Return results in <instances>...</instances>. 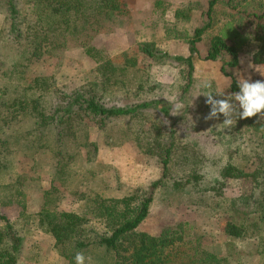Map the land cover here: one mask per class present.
<instances>
[{
    "label": "rangeland",
    "instance_id": "rangeland-1",
    "mask_svg": "<svg viewBox=\"0 0 264 264\" xmlns=\"http://www.w3.org/2000/svg\"><path fill=\"white\" fill-rule=\"evenodd\" d=\"M14 1L20 15L33 11L27 0ZM118 1L122 12H97L74 32L65 34L62 47L29 63L20 62L22 72L10 74L12 59L19 61V57L5 47L8 12L5 0H0V212L22 238L17 264H75V258L69 261L60 253L52 235L39 223L44 209L74 211L93 218L90 210L95 197L121 198L138 188L147 189L161 177L158 158L142 151L154 134L141 128L147 131L152 123L160 127L163 141H168L174 128L175 153L170 175L155 189L149 214L138 230L158 236L185 223L186 233L196 234L202 249L215 254L219 264H264L263 155L237 119V109L230 127L223 125V114H218L219 119L205 120L211 106L202 95L210 91L214 99L237 103L229 92L230 78L221 71L222 60L228 56L206 58L209 39L230 19L254 21L246 15L263 11L264 0L219 1L212 27L196 44L192 83L185 91L186 66L172 56L189 55L193 31L207 19L206 0ZM28 20L31 22L30 16ZM253 26L259 27L247 23L238 65L229 69L239 83L245 79L264 82V61H255L260 57L261 42ZM140 43H149L160 51L158 56L166 53L171 58L152 60L139 49ZM88 47L96 49L94 58L87 54ZM106 61H111V67L103 69ZM37 77L48 78L46 91L35 89ZM87 86L102 91L109 104L160 103L130 121L120 118L102 130L93 124L85 129L76 126L77 145L63 153L71 157L65 170H60L64 162L55 153L54 129L38 128L28 103L39 97L41 106L48 110L61 91ZM15 98L26 104L25 109L19 111L17 105L10 104ZM93 145L97 151L87 153ZM229 163L246 175L225 178L222 171ZM192 173L199 174V180L186 183ZM228 220L243 225L244 235L228 236L223 228ZM90 224L95 226L91 235L104 231L102 224ZM83 250L85 264L105 263L102 249Z\"/></svg>",
    "mask_w": 264,
    "mask_h": 264
},
{
    "label": "trees",
    "instance_id": "trees-1",
    "mask_svg": "<svg viewBox=\"0 0 264 264\" xmlns=\"http://www.w3.org/2000/svg\"><path fill=\"white\" fill-rule=\"evenodd\" d=\"M27 1L33 8L30 15L26 13L20 15L17 3L14 0H5L9 31L6 32L5 38L7 39L4 44L6 48L13 49L14 54L16 53L19 57V61L12 59L14 69L9 70L10 74L11 72L15 74L22 72L20 62L29 63L34 57L42 56L56 47H62L63 36L77 26L87 23L97 12L108 9L112 12L123 10L118 0ZM219 1L206 0L205 16L207 19L202 26L194 29L189 40V55L186 57L172 56L175 61L186 66L184 91L188 90L192 83L193 54L196 52V44L212 27L215 8ZM231 1L226 0L227 3ZM241 16H244V12ZM246 16L248 18L252 16L254 21L249 19L245 22L239 19L236 22H233V19L226 21L225 25L210 37L207 48L206 58L208 59L215 60L219 56H228V59L223 58L222 60L221 71L230 78L229 92L231 94L239 92V82L229 72V69L238 65V52L247 38V23L259 25L256 29L253 26L261 42L257 52L260 57L257 56L255 61H264V10L259 13L248 12ZM139 49L152 60H160L164 56L171 58L166 53L158 56L157 54H161L160 51L149 43H140ZM86 51L93 58L97 52L93 47H88ZM110 63L111 61H106V66L101 65L99 68L102 66L103 69L110 68L111 65H108ZM46 79L48 78L37 77L34 81L35 89L46 91L48 86ZM159 103L160 101L156 100L143 101L134 105L109 104L104 100L102 91L87 86L70 92L61 91L58 96H55V103L54 105L52 103L48 110L41 106L39 97L31 99L28 104L38 120V128L48 126L54 129L55 153L64 162L60 170H65L69 161L67 158L71 155L63 153L68 152L71 145H77L74 139L77 134L76 126L85 129L87 124H93L96 125V129L102 130L120 118L130 121L138 117L140 112L145 113L144 110L153 105L158 106ZM10 104L17 105L19 111L26 107V104H22L19 98H15ZM236 109L239 113V107ZM161 111L168 114L166 107L161 106ZM237 119L241 125L245 126V131L251 135L250 140L255 143L254 146L263 155L260 163L264 162V115L258 114L251 118ZM127 129L131 128L127 127ZM127 129L123 133L127 132ZM144 130L141 128L142 132L154 134L152 142L142 151L158 158L162 170L159 179L153 181L147 189L138 188L132 194L121 198L106 200L95 197L90 210L93 218L74 211L44 209L40 212L39 223L52 235L55 245L61 250L60 253L69 261L74 260L77 252L96 247L102 249L105 254L104 264H219V259L215 254L202 249L196 234L186 233L187 224L185 223L178 224L174 230L165 229L158 236L138 230L139 224L149 214L155 189L170 175V163L175 153V140L172 137L174 128L170 132L171 136L168 141L162 140V131L155 123H152L147 131ZM96 151L97 145H93L87 153L92 154ZM222 175L225 178H236L245 176L246 173L242 168L229 163L223 169ZM199 178V174L192 173L188 176L186 183L192 180L196 182ZM176 184L180 185V183ZM0 220L3 221L0 227V264H17L22 238L16 233L8 217L1 212ZM93 221L103 225L104 231L101 234H90L95 230V226L90 224ZM223 228L228 236L241 237L245 233V227L233 220L225 221Z\"/></svg>",
    "mask_w": 264,
    "mask_h": 264
},
{
    "label": "clouds",
    "instance_id": "clouds-1",
    "mask_svg": "<svg viewBox=\"0 0 264 264\" xmlns=\"http://www.w3.org/2000/svg\"><path fill=\"white\" fill-rule=\"evenodd\" d=\"M202 95L207 97L206 104L211 106V110L205 120L219 119L218 114H223L225 118L223 125L225 127L233 125L232 116L236 112L237 107L240 109L238 113L240 119L255 117L258 114L264 115V82L261 81L253 83H249L247 79L241 81L239 83V92L232 94L238 104L232 103L229 99H214L210 91ZM164 98L167 99V97ZM179 107L177 105V108ZM75 264H85L83 253H76Z\"/></svg>",
    "mask_w": 264,
    "mask_h": 264
}]
</instances>
